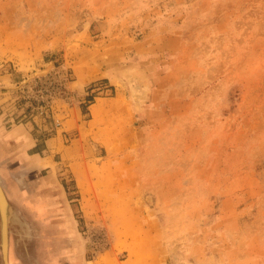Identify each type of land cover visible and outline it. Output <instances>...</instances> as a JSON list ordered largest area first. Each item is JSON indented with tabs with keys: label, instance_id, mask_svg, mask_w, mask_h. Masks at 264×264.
<instances>
[{
	"label": "rangeland",
	"instance_id": "rangeland-1",
	"mask_svg": "<svg viewBox=\"0 0 264 264\" xmlns=\"http://www.w3.org/2000/svg\"><path fill=\"white\" fill-rule=\"evenodd\" d=\"M0 116L68 213L54 264H264V0H0ZM9 201L20 264L38 237Z\"/></svg>",
	"mask_w": 264,
	"mask_h": 264
},
{
	"label": "flooded vegetation",
	"instance_id": "flooded-vegetation-1",
	"mask_svg": "<svg viewBox=\"0 0 264 264\" xmlns=\"http://www.w3.org/2000/svg\"><path fill=\"white\" fill-rule=\"evenodd\" d=\"M7 123V122H6ZM11 122H8L9 124ZM15 124L11 123L7 126H14ZM35 135V134H34ZM37 139V146L32 148L29 151V160L33 162V164H30L28 167H20L18 169L19 171V178H15L13 176V179L18 180V183L15 181V184L19 187V191L15 192L20 195L11 196L10 199H12V203L15 208V214H20L22 216H25L29 229L33 232H36V235L38 239H34L33 245H37L39 247L38 254L36 256H33L32 258H22L20 259V264H23L25 261L30 260L32 264H54L53 261H55V256L57 254L58 250H55V247H65V243H70L69 240V232L65 224L61 222L59 218L60 213H65L66 216H68V213L66 211V208L64 206L60 209L62 212H60L58 206H56L55 203H57L54 199V196L52 198H48L47 196L54 195L53 192H51L50 188L46 189H40L39 188H32L31 184H29L28 177H30L31 172H33L34 168L36 167L37 161L33 158L36 154H38V146H39V139ZM26 162V161H25ZM34 167V168H33ZM13 167L10 166V168H7V171L10 172ZM30 168V170L26 169ZM37 168V167H36ZM26 169V170H24ZM12 177V176H10ZM21 189V190H20ZM25 191H27L25 194ZM14 194V191H12ZM30 192V193H29ZM49 193V194H47ZM37 197H40L38 199ZM50 199L52 203H48L50 206L48 209L45 208L42 204L44 203L43 200ZM53 200V201H52ZM35 203L33 207L28 206V202ZM46 202V201H45ZM48 202V201H47ZM55 204V206H54ZM46 210V211H45ZM61 231V232H60ZM60 232V233H59ZM62 233V234H61ZM52 248V249H50ZM47 249H50L47 251ZM47 251V252H45ZM65 263L67 262L64 260ZM68 263V262H67ZM70 264V262H69Z\"/></svg>",
	"mask_w": 264,
	"mask_h": 264
},
{
	"label": "crops",
	"instance_id": "crops-1",
	"mask_svg": "<svg viewBox=\"0 0 264 264\" xmlns=\"http://www.w3.org/2000/svg\"><path fill=\"white\" fill-rule=\"evenodd\" d=\"M76 83H77L76 86L77 90H84L88 82H76ZM89 109H90V115L93 118H95L94 120L95 124H99L102 122V124L110 125L111 123L110 114L112 110L110 112V109H108L107 106H104V104L98 102L90 105ZM82 115H83V111L80 110V114L77 115L76 117L78 119H75V121L69 120V122L68 121L66 122V129L68 132H74L75 130H79V133H81L80 130L81 123L79 122V118L82 119ZM99 138L105 139L106 135L103 136V134H100ZM46 143H47L46 147L48 149H51L52 146L49 144V142L46 141ZM59 145L60 144L57 142L56 147H58ZM36 146H37V139L32 131L31 126L27 124L7 126L4 116H0V184L2 185L9 199L11 198V196H14L15 198L16 195H20V196L22 195L15 193L19 191V187L17 186V184H15V181L13 180V176L16 178V175L19 174L18 169L23 165H25L24 167L26 166L28 167L30 164H33V162L28 159L30 158L29 151ZM79 149L80 147L79 144L77 143L76 145H74L73 148L67 151V155L72 157L76 154V152L79 151ZM10 166H12L13 168L9 170L10 172H8L7 168H10ZM26 169L30 170V168H26ZM74 169L76 171L79 182L82 185L83 183L81 179L82 173L81 170L79 169V164L77 165L75 164ZM12 191H14V194ZM37 198L40 199V197ZM43 201L44 202L48 201V203H50V200L48 198ZM14 264H17L16 260L14 261Z\"/></svg>",
	"mask_w": 264,
	"mask_h": 264
},
{
	"label": "water",
	"instance_id": "water-1",
	"mask_svg": "<svg viewBox=\"0 0 264 264\" xmlns=\"http://www.w3.org/2000/svg\"><path fill=\"white\" fill-rule=\"evenodd\" d=\"M12 205L0 184V249L2 250L3 264H9L10 250V216Z\"/></svg>",
	"mask_w": 264,
	"mask_h": 264
},
{
	"label": "built area",
	"instance_id": "built-area-1",
	"mask_svg": "<svg viewBox=\"0 0 264 264\" xmlns=\"http://www.w3.org/2000/svg\"><path fill=\"white\" fill-rule=\"evenodd\" d=\"M106 88V87H105Z\"/></svg>",
	"mask_w": 264,
	"mask_h": 264
}]
</instances>
